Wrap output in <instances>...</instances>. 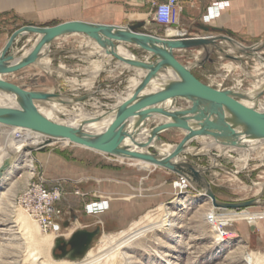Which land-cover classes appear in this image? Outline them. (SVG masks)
<instances>
[{"label": "rangeland", "instance_id": "obj_1", "mask_svg": "<svg viewBox=\"0 0 264 264\" xmlns=\"http://www.w3.org/2000/svg\"><path fill=\"white\" fill-rule=\"evenodd\" d=\"M146 8L148 23L156 24L154 34L150 35L166 40L188 35L212 38V35L202 34L198 28L187 34L170 29L171 25L158 24L154 20V8ZM26 26L1 20L0 39L7 42L12 34ZM29 34L20 38L8 54L22 48L29 51L37 37L36 34ZM28 38L31 40L28 41ZM129 46L140 50L139 47ZM217 46L223 53L213 48L209 59H204L200 66L192 68V74L202 83L211 84L213 89L239 87L243 92L252 89L257 92L254 88L264 79V69L258 70L259 61H264V41L245 46L256 48L249 54L236 49L233 54H229L231 46L224 41L218 42ZM49 51L51 66L62 68V74L46 72L38 65H30L9 72L4 76V82L30 92L52 93L60 98L65 96L73 102L86 97L80 103H84L88 112L108 113L129 91L131 78H137L133 70H118L116 66L119 61L106 55L86 35H68L56 39ZM130 51L139 60H143L146 55L151 56L146 51L145 54L140 52L142 58H139L137 52ZM91 53L94 56L98 53L102 57L94 58ZM22 54L19 52L17 55ZM199 54V51L186 50L175 52L173 56L181 64L188 65ZM227 54L231 57H225ZM220 56L223 59L220 60ZM93 61L100 62L103 68L96 77L91 74ZM106 62L110 64L109 67H105ZM229 63L233 64V69L226 67ZM84 79L93 81L91 89L86 90L81 85ZM262 88L257 98L264 100V86ZM179 104L188 106L184 100H180ZM153 127L155 124L149 123L148 128L152 130ZM158 137L172 146H178L183 139L174 131L164 132ZM189 145L194 149L201 147L198 141H191ZM150 149L151 153H156ZM227 154L225 156L220 149L215 148L211 154L182 155L187 164L199 169L201 182L209 184L217 202L256 200L258 203L253 207L236 211L214 209L205 190L192 179H188L186 189L175 190L173 184L178 175L174 172L162 167L140 169L130 159L105 155L64 140L51 139L26 149L19 156L13 171L0 180V264H24L28 246L16 223L19 211L17 200L31 182H42L47 189L59 187L62 190V196L54 206V210L60 212V220L57 221L61 224V230L57 234H46L55 235V244L47 250L48 255L42 256L43 261L81 262L82 258L71 257L70 247L65 245L78 231L99 230L88 247L89 252L98 255L99 249L111 247V236L132 228L127 232L129 236L134 234L132 241L125 243L124 238L117 241L125 243L121 248L123 264H252V254L264 256V219L255 215V212L264 214V187L262 193L254 194V184L264 183V143L246 162L240 161L239 152L229 150ZM184 172L189 177L188 171ZM107 175H113L112 181L130 188L129 197H126L128 200L125 201L133 217L125 226L107 227L97 214L88 215L85 212V204L90 203L91 195L109 198L99 189L110 178ZM75 191L83 196H76ZM218 232L225 236L222 242L215 241ZM60 246L64 252L59 250ZM98 258L102 257L98 255Z\"/></svg>", "mask_w": 264, "mask_h": 264}, {"label": "water", "instance_id": "obj_2", "mask_svg": "<svg viewBox=\"0 0 264 264\" xmlns=\"http://www.w3.org/2000/svg\"><path fill=\"white\" fill-rule=\"evenodd\" d=\"M125 28H128L130 32L125 30L123 32L121 28H114L112 26L84 22H66L53 27L28 25L12 34L0 52V69L17 71L32 64L38 58L39 51L45 41L53 39L63 33H80L92 39L97 46L103 49L105 54L111 56L112 59L115 58L133 69L145 71V76L134 89L131 96L122 102L116 109L114 131L110 138L86 134L67 126L48 121L35 111L32 104L33 100H45L49 98L48 95L27 92L1 80L0 90L14 95L23 105L25 111L14 112L0 109V123L9 127L29 129L33 132L45 135L50 139H66L75 145L84 146L105 155L143 161L156 167L165 168L177 175H185L184 171L187 170L192 181L199 183L201 186L202 184L205 186V194L211 201L214 209L236 211L256 205V200L240 203L217 202L209 184L205 181L203 183L201 182L202 178L200 171H196L194 167L189 164L181 166L168 163L167 159L169 157L182 154L188 139L176 146V150L172 152L168 158L159 157L154 151V153L142 154L121 147L123 141L137 133L138 127L133 123L136 117L145 119L156 114H164L173 118L174 127L185 131H191L185 120L177 119L169 110H145L147 107L155 106L166 101H170L175 107L179 105L180 100L185 99L192 102V111L198 106L203 107V110L198 112V116L195 118L196 120L202 121V127L200 130L192 132V137L209 133V135L215 139L223 138L236 141L241 136L264 139V113H259L239 103L237 99L242 98L241 95L233 94L229 90H216L202 83L192 74L191 70L181 64L171 54L172 50H187L198 48L203 45H211L222 54L223 51L217 46L218 41L226 40L232 43V38L221 35L212 36L210 40H206L205 38L183 39L182 37L173 40H161L154 35L137 32L135 27L127 26ZM204 30L205 32L208 31L206 28ZM27 31L33 32L36 35H41L43 33L44 35L40 44L33 50L26 61L17 64H7L13 60L10 56L11 53L8 54V51L13 48ZM139 41L143 42L142 48L144 51L153 53L154 61L146 62L139 59L126 60L115 53L116 42L138 45ZM156 45L158 48H156ZM255 49L256 48L250 49L244 47L243 52L244 54H249V52ZM168 70H171L179 79L168 83L160 91L145 96L141 95L151 81ZM85 99L86 97H81L77 102L80 103ZM113 109L110 112H112ZM234 127H240L242 131L237 132ZM130 128H132V133L129 132ZM149 140H151V138H149ZM234 143L235 142H232V144ZM1 173L2 171L0 170V175ZM98 233L99 230L94 232L78 231L74 233L65 244L70 247L71 257L83 258L89 245ZM58 248L64 252L62 246Z\"/></svg>", "mask_w": 264, "mask_h": 264}, {"label": "bare ground", "instance_id": "obj_3", "mask_svg": "<svg viewBox=\"0 0 264 264\" xmlns=\"http://www.w3.org/2000/svg\"><path fill=\"white\" fill-rule=\"evenodd\" d=\"M121 29L123 30V32L124 30L129 31L128 28H121ZM27 33L34 34L33 32L27 31L23 35ZM43 35H44L43 33L41 35H36L37 36L36 40L29 51L22 48L23 54L21 56H18L17 54L22 50L17 49L16 52H11L10 56L13 58V60L8 62L7 64H17L26 61L30 57V54L33 52V50L38 46V44H40ZM68 35H84V34L63 33L53 39H49L45 41L42 44V47L39 51L38 58L30 65H38L43 71L46 72H50V73L59 72L62 74L63 72L62 68L57 69L51 66L50 64L51 52L49 51V48L54 40L65 38ZM194 38H205L206 40L211 39L206 37H194ZM187 39H191V38H187ZM30 40L31 38H28V41ZM161 40H166V39H161ZM220 41L227 42L229 46H231L230 50H228L229 54H233L234 49L240 51H243L244 49V46L240 44L234 42L231 43L226 40H220ZM115 44H116L115 53L121 58H124L126 60H137L136 56L131 53L129 49L130 47L129 45L139 48H142L143 46L142 41H139L138 45L129 44L125 42H116ZM156 48H158L157 45ZM194 49H198V50H194ZM187 50L200 52L199 56L192 63H189L187 66H185L192 71V68L200 66L201 65L200 63L204 59L208 58L209 54H211V52L213 51V47L211 45H203L198 48L187 49ZM102 51L104 50L102 49ZM185 51L186 50L184 49L172 50L171 54L173 55L175 52L180 53ZM147 52L151 53L152 56L148 58H144V61L150 62L151 59L153 58V53L149 51ZM226 56L229 55L227 54ZM219 59L221 60L223 59V57L220 56ZM117 65L121 67H127V69L133 70L134 76L137 77V80L131 78L129 91L126 93L125 97L119 99V102L115 104V107L112 112L91 113L84 108V103L73 102L71 99L65 96L60 98L59 96L54 95L52 93H42V92H36V93L46 94L49 96V98L45 100H33L32 104L33 107L35 108V111L43 118L47 119L52 123L67 126L69 128L78 130L86 134H91L95 136H104L110 138L114 131V120H115L116 109L122 102H124L127 98L131 96L134 89L140 84L142 78L145 76L146 73L145 71L142 70L133 69L121 61H119ZM92 67L93 69L91 71V74L93 75V77L98 76L100 71L103 70V68L100 66V62L97 61H93ZM226 67L228 69H233L234 66L232 63H229ZM261 69H264L263 60L259 61V65H258V70ZM9 72L11 71L0 69V80L4 81V76H6ZM178 79H179L178 76L175 75L171 70L161 73L159 77L151 81V83L148 85V87H146V89L141 93V95L145 96L160 91L168 83ZM81 85L85 87L86 90H89L93 85V81L84 79ZM208 86L212 87L211 84H209ZM263 86H264V79L260 80L257 87L254 88L255 90H257V92L252 91L253 89L249 90L248 92L247 91L243 92L240 90L239 87H232L230 89H222V90H229L233 94L241 95L242 98L237 99L239 103L259 113H264V100L257 98V94H259L260 90L263 89L262 88ZM184 101L188 104V106L179 104L178 106L176 105L174 107L170 101H166L164 103L155 106L147 107V109L145 110H154V109H161L164 111L169 110L171 113H173L176 116L177 119L185 120L189 125L191 131H185L180 128L174 127L173 118L166 116L164 114H156L145 119H139L136 117L133 123L137 125L138 131L134 136H131L130 138H127L125 141H123L121 147L128 148L129 151L142 153V154L150 153L149 149L152 148L156 151V154L159 157L168 158V156L172 152H174L177 147L164 142L158 136L164 132L174 131L183 137L181 142L188 139L187 145L184 147L182 154L188 153L193 156H198L200 154H211V151L213 149L218 148L224 153L225 156L226 155L228 156L227 151L229 150H233L236 153L239 152L241 156L240 161L242 160L243 162H246V160L250 157V155L255 154L259 149V147L261 146V144L264 143V139L246 137V136H241L236 141L232 139H223V138L215 139L211 137L209 133L195 135L192 137V132L198 131L202 127V121L196 120L195 118L198 116V112H201L203 110V107L198 106L197 108H195L194 111H192V102L186 99ZM254 105H258L259 107L257 108ZM0 109L14 111V112L25 111L23 105L14 95L3 92L1 90H0ZM151 122L155 124V127L152 130L148 128V125ZM235 129L237 132L242 131L240 127H236ZM129 132L132 133V128L129 129ZM35 135L36 137H33ZM149 138H151V140H149ZM48 140L51 139L45 135H42L37 132H33L29 129L9 127L5 124L0 123V170L2 171L0 175V180L2 178L4 179L6 175H9L13 171L15 164L19 159V156L23 153L24 150L34 147L38 144H44ZM63 140L66 143L70 142L69 140L66 139ZM191 141L200 142L201 147L198 149L192 148L189 145ZM232 142L235 143L232 144ZM182 154L174 157H169L167 159V162L172 165H181V166L187 164L186 159L183 157ZM119 158L127 159L124 157H119ZM129 161L133 162L134 164H137V166H139L140 169H144V170H149L151 168L156 167L152 164L139 160H129ZM194 169L196 171H199V169L197 168ZM3 171L6 172L3 173ZM188 179L191 180L189 177ZM254 185H255L254 194L258 195L262 193L264 183L259 182V183H255ZM202 188L205 190V186L203 184H202ZM256 203L258 202L256 201ZM255 215L261 219H264L263 213L255 212ZM245 218L248 220L250 224H253L252 223L253 221L248 216H245ZM16 221H17L16 223H18V227H19L18 229L20 230L23 240H25L28 246V251L27 252L25 251L26 254L23 258L24 264H123L124 260H123V254L121 252V248L122 246L124 247V245L122 244L124 243V241L125 243H129L134 238V234L133 235L130 234V236L127 235L128 234L127 232L131 231L132 228H130L129 231L121 232L117 236H111L109 238L111 241V247L108 249L107 248L99 249L98 251V255H100L102 258H98V255L96 253H93L92 251L89 252L87 250L88 252L85 253V255L83 256L84 258H82L81 262L65 263L63 261H55L52 259L43 261L42 256L45 254L48 255L47 250H49V248L54 247L55 242L53 239L55 235H46V234L41 235L39 233L40 229L37 226L36 221L32 217L26 215L21 209H19V211L17 212ZM119 238H124V241L122 243L117 242ZM223 239L224 237L220 233H218L215 236L216 242H222ZM250 260L252 264H264V256L261 254H252Z\"/></svg>", "mask_w": 264, "mask_h": 264}, {"label": "crops", "instance_id": "obj_4", "mask_svg": "<svg viewBox=\"0 0 264 264\" xmlns=\"http://www.w3.org/2000/svg\"><path fill=\"white\" fill-rule=\"evenodd\" d=\"M157 1L161 2V0ZM157 1L0 0V21L10 20L16 25L37 27H53L66 22H84L114 28L131 26L135 27L137 32L154 34L156 24L148 23L146 7L153 8ZM196 28L204 35L205 33L212 36L227 35L232 38L234 43L244 47L257 45L264 41V0H193L191 2L178 0L170 29L176 30L178 33L185 31L188 34L189 31L197 30ZM205 28L208 30L207 32H205ZM194 37L201 36L188 35L182 38ZM5 44L6 41L1 38L0 51ZM129 49L137 52L139 58H142L140 52L145 54L143 48L139 50L130 47ZM95 54L97 55L93 54L92 57L101 56L98 53ZM148 57L150 56H144V58ZM109 66L110 64L106 62L105 67ZM116 67L118 70L130 71L118 65ZM132 72L134 73V71ZM107 177L110 178L106 179L107 181L102 183L99 189L109 198L96 196V192L94 193L96 195L90 196L89 201L108 202V208L97 214L98 219L104 225L107 227L125 226L133 217L129 205L126 203L130 188L112 181L113 175H107Z\"/></svg>", "mask_w": 264, "mask_h": 264}, {"label": "built area", "instance_id": "obj_5", "mask_svg": "<svg viewBox=\"0 0 264 264\" xmlns=\"http://www.w3.org/2000/svg\"><path fill=\"white\" fill-rule=\"evenodd\" d=\"M191 2L193 0H186ZM178 5V0H161L155 3L154 20L164 26L171 25L172 18ZM175 190H184L188 187V177L178 175L173 184ZM76 196H83L79 191H75ZM62 190L59 187L47 189L42 182H31L17 200L19 209L26 215L32 217L40 232L43 234H57L61 230L60 212L54 210L55 204L60 200ZM85 212L88 215H95L108 208L107 201L90 202L85 204ZM223 235V233L218 232ZM223 237H225L223 235Z\"/></svg>", "mask_w": 264, "mask_h": 264}]
</instances>
